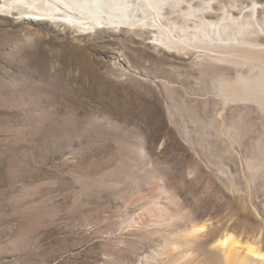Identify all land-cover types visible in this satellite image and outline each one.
Segmentation results:
<instances>
[{"label": "rangeland", "instance_id": "obj_1", "mask_svg": "<svg viewBox=\"0 0 264 264\" xmlns=\"http://www.w3.org/2000/svg\"><path fill=\"white\" fill-rule=\"evenodd\" d=\"M210 6L162 24L264 27V0ZM150 39L0 12V264H153L204 223L264 252V104L222 99L221 63Z\"/></svg>", "mask_w": 264, "mask_h": 264}, {"label": "bare ground", "instance_id": "obj_2", "mask_svg": "<svg viewBox=\"0 0 264 264\" xmlns=\"http://www.w3.org/2000/svg\"><path fill=\"white\" fill-rule=\"evenodd\" d=\"M214 1L217 2V0ZM210 3L211 0H0V12H17L24 19L62 23L92 33L100 29H147L151 34L149 42L163 46L169 52L184 53L183 56L193 53L200 58L221 63L220 66L217 65L215 71L218 92L222 99L228 97L250 99L264 104V27L259 30L251 28L248 32L244 31L245 27L242 26L228 30L226 25L220 26V19L215 21L203 18L199 25L202 30H198L199 32H195L188 38L182 37L181 33L172 36L173 32L167 31L162 24L164 23L162 20L167 17L164 14L165 7L172 11L175 7L184 4L197 13L206 8L212 9ZM259 7L261 6L253 3V10ZM221 10H225L224 5H221L219 11ZM156 28H158L157 31H155ZM61 135H63L62 132L60 137ZM25 198L24 200L27 201ZM206 225L204 223L193 227L185 239L176 242L177 246L181 247L178 254L162 256V253L158 251L153 264H200L199 259L202 258L203 264L212 262L215 264H264V252L259 246L254 245V242H242L239 236L236 237L228 230L210 235L205 230ZM170 245L172 246V242ZM206 248L213 253L216 252V256H211L212 262L208 259L210 256L206 255ZM145 258H143L144 263L148 264L149 260Z\"/></svg>", "mask_w": 264, "mask_h": 264}]
</instances>
